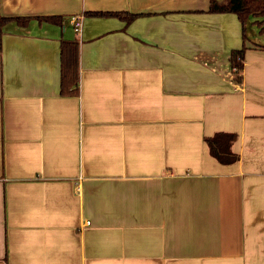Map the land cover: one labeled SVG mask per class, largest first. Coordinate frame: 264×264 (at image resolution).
<instances>
[{
    "label": "crops",
    "instance_id": "0c3cea01",
    "mask_svg": "<svg viewBox=\"0 0 264 264\" xmlns=\"http://www.w3.org/2000/svg\"><path fill=\"white\" fill-rule=\"evenodd\" d=\"M209 7L0 0V264H264V34ZM218 132L237 135L230 165Z\"/></svg>",
    "mask_w": 264,
    "mask_h": 264
},
{
    "label": "trees",
    "instance_id": "16d2710c",
    "mask_svg": "<svg viewBox=\"0 0 264 264\" xmlns=\"http://www.w3.org/2000/svg\"><path fill=\"white\" fill-rule=\"evenodd\" d=\"M209 12L214 13H235L237 14L243 30L244 41L247 38V23L251 22L259 29L260 34H264V0H210ZM89 15L110 17L118 16L125 19L127 22L132 21L137 17L136 14L131 13H98L93 12ZM9 19V18H8ZM6 18H2L0 23L8 21ZM54 20L55 18L43 17L41 20ZM19 23L25 25L30 21V18H16ZM247 47L242 46L241 49L233 50L230 54V64L232 67V80L241 84L243 82L244 71V55ZM61 93L62 94H78L79 92V45L76 42H61ZM237 135L235 133L218 132L211 137H206L205 142L213 157L218 162L224 165H230L231 163L239 159V155L231 148L232 143L236 140Z\"/></svg>",
    "mask_w": 264,
    "mask_h": 264
},
{
    "label": "built area",
    "instance_id": "2783aa9c",
    "mask_svg": "<svg viewBox=\"0 0 264 264\" xmlns=\"http://www.w3.org/2000/svg\"><path fill=\"white\" fill-rule=\"evenodd\" d=\"M72 21H73L75 32L79 31L81 28V25H82V17L77 16V17L73 18ZM79 193H80V187L77 185L76 194H79Z\"/></svg>",
    "mask_w": 264,
    "mask_h": 264
},
{
    "label": "rangeland",
    "instance_id": "374dc122",
    "mask_svg": "<svg viewBox=\"0 0 264 264\" xmlns=\"http://www.w3.org/2000/svg\"><path fill=\"white\" fill-rule=\"evenodd\" d=\"M247 30H248L249 37H252V35L255 34V31H258L259 29L257 28L256 25H253L251 22H249L247 23Z\"/></svg>",
    "mask_w": 264,
    "mask_h": 264
}]
</instances>
